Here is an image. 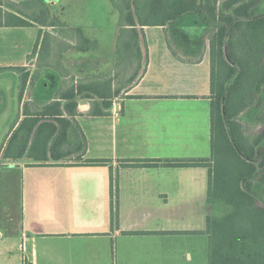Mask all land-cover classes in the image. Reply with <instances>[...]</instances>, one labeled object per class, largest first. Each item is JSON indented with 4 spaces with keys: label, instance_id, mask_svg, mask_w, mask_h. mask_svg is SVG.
Listing matches in <instances>:
<instances>
[{
    "label": "crops",
    "instance_id": "1",
    "mask_svg": "<svg viewBox=\"0 0 264 264\" xmlns=\"http://www.w3.org/2000/svg\"><path fill=\"white\" fill-rule=\"evenodd\" d=\"M47 3L58 10L52 15L99 46L64 52V78L50 67L38 70L36 58L27 60L39 32L51 29L0 26V67L30 73L20 101L19 74H0V155L24 109L32 113L53 102L67 79L77 83L114 71L119 14L110 1ZM91 3L102 5V23L93 22ZM206 29L193 13L163 27H138L142 59L132 85L105 116L89 114L94 102L104 110L100 101L79 97L76 116H64L84 138L81 153L42 165L27 158L1 163L0 264H208L207 169L127 166L210 157ZM75 138L68 134L69 143ZM94 160L107 163L88 164Z\"/></svg>",
    "mask_w": 264,
    "mask_h": 264
},
{
    "label": "trees",
    "instance_id": "2",
    "mask_svg": "<svg viewBox=\"0 0 264 264\" xmlns=\"http://www.w3.org/2000/svg\"><path fill=\"white\" fill-rule=\"evenodd\" d=\"M32 1L37 3L38 10L29 17L17 10L16 3L0 0V26L30 27L36 24L51 29L52 33L39 32L27 60L36 58L38 70L50 67L68 78L61 62L62 54L68 50L95 51L98 42L87 38L81 29L69 28L59 16L52 15L47 0ZM109 1L119 14L114 71L77 83L67 79L53 102L32 113L24 109L25 118L2 148L0 164L27 158L42 165L50 161L61 162L74 153H81L84 138L68 119L77 114L75 99L100 101L104 110L94 102L89 114L105 116V110L112 108V100L138 76L142 53L137 28L163 27L185 14H196L207 25L209 43L210 157L173 162L137 160L129 161L127 166L206 168L207 201L211 208L205 231L208 264H264V207L258 205L253 185V178L257 177L264 189V148L260 151V162L255 164L256 149L264 140V131L250 137L238 120L243 112L253 107L264 88V16L257 14L258 6L264 0H204L202 7L200 0ZM3 6L10 11H1ZM9 70L19 74L20 101L30 73L23 67H0V74ZM37 78L38 72L33 73L32 82ZM61 101L66 102L63 109ZM70 132L76 137L71 143L68 142ZM79 159L80 156L76 158ZM106 163L88 162L91 165Z\"/></svg>",
    "mask_w": 264,
    "mask_h": 264
},
{
    "label": "rangeland",
    "instance_id": "3",
    "mask_svg": "<svg viewBox=\"0 0 264 264\" xmlns=\"http://www.w3.org/2000/svg\"><path fill=\"white\" fill-rule=\"evenodd\" d=\"M3 1H4V3L9 2V0H3ZM15 1H17L16 2L17 10L22 12V14H25V15H28L29 17H31V15L32 16L34 15V12L37 13L38 6H37V3H35L34 1H32V0H15ZM53 1H55V0H53ZM91 4H92L91 8L96 9L95 13H97V14H95V15H97V17H98L97 19H94L93 22L102 23L103 17H102V11L100 10V7L102 5H97L98 3H95V6H94V3H91ZM29 5H31V6H29ZM49 6H50L51 11L56 10L55 7L52 6L51 4H49ZM97 6H99V7H97ZM1 11L5 12V11H10V10L6 6H3ZM56 11H58V10H56ZM56 13L58 14V12H56ZM70 13L74 16L72 11L68 12L69 16H67L68 18L66 19V22L72 26V24H74V23H73V19L71 17H73V16ZM257 14H258V16H264V2L258 6ZM128 73H129V71H128ZM238 120L241 123L245 134L250 136V137H256L264 131V88H263L260 96L254 102L253 107L251 109L243 112L239 116ZM0 137H1V135H0ZM263 148H264V140L260 144V146L257 147V149H256V153H257V157L255 160L256 165L261 160L260 151ZM253 185H254V197H255L258 205L264 207V189L259 184L257 177L253 178ZM210 213H211V208H210Z\"/></svg>",
    "mask_w": 264,
    "mask_h": 264
}]
</instances>
